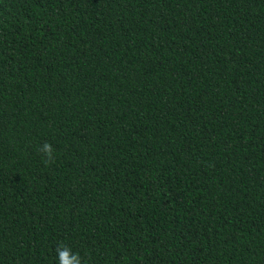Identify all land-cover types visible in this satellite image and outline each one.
I'll list each match as a JSON object with an SVG mask.
<instances>
[{
    "label": "trees",
    "instance_id": "obj_1",
    "mask_svg": "<svg viewBox=\"0 0 264 264\" xmlns=\"http://www.w3.org/2000/svg\"><path fill=\"white\" fill-rule=\"evenodd\" d=\"M60 245L264 264V0H0V264Z\"/></svg>",
    "mask_w": 264,
    "mask_h": 264
},
{
    "label": "clouds",
    "instance_id": "obj_2",
    "mask_svg": "<svg viewBox=\"0 0 264 264\" xmlns=\"http://www.w3.org/2000/svg\"><path fill=\"white\" fill-rule=\"evenodd\" d=\"M38 151L43 155V162L46 165L54 163V148L51 143L45 142L38 148ZM56 251L59 264H82L79 254L73 253L67 245L58 246Z\"/></svg>",
    "mask_w": 264,
    "mask_h": 264
}]
</instances>
